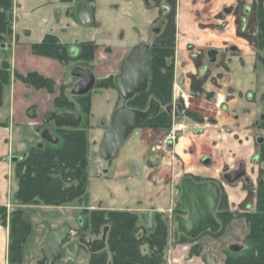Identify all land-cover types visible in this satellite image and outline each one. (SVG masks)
<instances>
[{"label":"rangeland","instance_id":"obj_1","mask_svg":"<svg viewBox=\"0 0 264 264\" xmlns=\"http://www.w3.org/2000/svg\"><path fill=\"white\" fill-rule=\"evenodd\" d=\"M178 1L175 10L177 11L178 6L186 7V14L183 16L188 15L191 17L192 24L197 25L200 31L203 29H215L213 25L214 19L220 22L222 20L223 25L220 38L214 37L213 42L205 43L204 47H188L187 53L184 56L183 53H179L178 61L181 64L180 69L182 71L176 80L174 68L171 87L172 103L174 101L180 104L183 103L186 112L198 114V116L207 119L204 121L203 130H218L215 127H211L214 124H211L210 120L216 119L220 110L216 109L214 105L213 107L211 106L213 101H210L207 97L209 94L207 91L214 89L212 87L216 89L218 87L216 85L217 81H220L223 77L221 85L223 86L224 84V92H227L228 88L236 90L235 102L226 108L225 117L227 121H234L233 116L238 115L239 112H243L244 110L256 113L251 118L257 117L256 119L259 120L264 115L259 112L261 108L263 109L262 112H264V100L261 101L259 98L260 93L264 92V45L259 47L253 46L237 36V30H240L241 27L246 28V31L249 28V25L245 24L246 21L248 23L246 17H244V20H246L243 21L244 24L241 22L236 24V18L241 21L245 9H247L246 12L249 11L250 13L251 8L255 5V0H229L219 15H215L217 11L215 3L221 0ZM109 4H115L113 5L115 7L112 6L110 9L112 11L109 14H105L104 12H106ZM161 4L164 3L162 2ZM149 6L150 8L152 7L150 0H100L96 5L97 9L101 11L106 28L111 31L113 36L115 31L118 34L117 40H114V42L118 43L114 44H125V46H115L113 48L103 47L108 56L98 58L96 61V65L99 66L98 68H95L93 64L95 57L83 63L72 64V68L78 66L89 68L95 77L93 89L85 95L89 98L90 110L88 117L84 114L82 115V123L86 129L89 161L90 164L96 165L99 177L89 179L87 190L88 204L85 210L76 202L62 207L21 206L15 202L13 207H3L6 209L7 220H9L13 212L20 210L26 215L29 222L31 221L33 224V234L26 248V251H29L27 253L31 257L39 258L40 249H35V246H41L42 241L40 240L41 242H39V239H37L41 233H50V231L66 228L71 232L72 239L69 244H66L62 248L65 255L60 264H88V255L84 253V250L82 249L81 252L80 250H76V247H78L77 236L79 232H84L91 239L99 238V235L94 236L91 229L88 228V225L91 224H89V213H92L95 209L106 210V214H110L112 211H126L136 214L138 217L136 220L138 236L147 227V213L153 211L168 230V238L165 243V264H199L198 255L190 257L188 254L190 245L193 248L191 250L193 255L199 250L209 252L213 264H224L229 254H235V252L230 250L231 246L240 245L241 251L245 247L248 226L243 217H238L227 222L224 231L217 237L203 235L192 244L179 241V234L176 232L177 224L173 220V217L175 213H181L180 215L178 214L180 217L187 216L179 205V195L176 194L175 197L171 196L169 185H163L164 183L156 185L145 179V174L150 169L148 166L153 169L151 172L157 173L164 182L167 180L170 184L171 182L176 183L179 178L184 176V169L174 158L173 150L164 151L163 145L168 138L173 137L174 140H177L178 135H182L184 131H188L189 127L194 128L193 124L195 123L187 116L183 114L181 116V118L183 117L184 126L187 128L186 130L183 129V124L175 125L174 123H172L169 131L162 130L163 133H160V129L136 128L128 140H126L127 142L125 141L120 147L114 159L105 161L99 156V146L103 134L111 127L112 116L115 110L119 107L127 106V103L119 95L116 86L109 85L104 79L115 77L120 73L122 57L128 55L134 46L140 43L151 46L153 43L156 37L153 30L158 26V22L162 20L163 14L155 7L150 10ZM249 13L246 14L248 15ZM145 20L147 21L143 24ZM106 28L103 30L106 31ZM254 33L255 37H260L258 29H255ZM197 37L201 39L202 35L200 34ZM109 39L111 38L109 37ZM221 40H224V42ZM123 48L124 50H122ZM104 50L102 51L104 52ZM206 50H217V61L214 63L208 62ZM0 54H3V52L0 51ZM197 63H200V69L196 68ZM193 69H195L194 73H196L197 78L202 82L204 81L202 93L194 92L190 89V76ZM73 80L76 82L77 78H73ZM74 82L71 84L73 85ZM238 92L242 93V97L238 95ZM182 95L185 97L184 101H182ZM68 98L73 103L77 102V96L69 95ZM252 98L255 99L254 102ZM75 106V111H80L81 105L75 104ZM222 111L225 112L224 109ZM257 124L264 126V121L259 120ZM47 127L51 128L52 133L55 132L53 124H47ZM194 136L199 137L198 135ZM256 137H261L264 141V128L256 132L254 138ZM194 139L198 140L199 138ZM139 140H144L149 148H146L143 144L141 145ZM42 144L45 145L46 141H43ZM202 147V151H206L209 148L208 144H202ZM158 149H162L166 157L167 164L165 166L162 164V153L157 152ZM254 149L255 156L257 157V159L255 158L256 167L252 174L247 175L251 180L250 188L253 189L256 188L258 180L264 178V162L259 161L260 148L257 143ZM150 150L154 151V154H151ZM151 155L154 158L149 160L148 157H151ZM148 161L152 164L150 165ZM130 164L142 167V176L132 177L129 172ZM246 165H249V162ZM249 168L252 170L251 167ZM197 178L201 181L207 180L204 177L197 176ZM215 181H218L219 184L221 183L219 178ZM135 183L138 185L136 187L132 186ZM244 186L245 184L241 182L231 186L225 183L221 185L222 197L226 199L227 204V207L221 209V212H229L235 215H243L244 212H247L243 201L246 199L248 192L247 190L245 191ZM160 190H163L162 196L160 195L161 197L158 199L156 194ZM137 209L139 212L134 211ZM106 216L104 215L105 220L107 219ZM7 227L9 229L8 225ZM33 228L31 227V229ZM145 246L143 245V247ZM22 264H26V262H22Z\"/></svg>","mask_w":264,"mask_h":264},{"label":"crops","instance_id":"obj_2","mask_svg":"<svg viewBox=\"0 0 264 264\" xmlns=\"http://www.w3.org/2000/svg\"><path fill=\"white\" fill-rule=\"evenodd\" d=\"M99 1L100 0H94L93 3L89 4L82 0H12L11 36L6 44L5 51H3V54H0V68L2 64L6 62L9 73V81L7 85L3 87L0 102V206L2 207H13L16 202L14 196L18 187L17 180L14 176V163L16 160L18 161L24 158L33 147L42 145L44 139L41 137V132L45 129L51 130L50 127L48 128L47 125L43 123L44 116L49 112H54L56 114L63 113L55 107L56 98L61 94H64L67 98L69 95L76 96L72 95L71 92L73 87L80 81L77 79V81L74 82V77L71 76V70L73 69L72 64L65 65L54 57L35 54L33 52V46L41 44L46 37L51 36L55 38L59 44L67 47L69 53L73 56L78 54L79 46L86 43L94 44L97 46L93 62L95 68L99 67L96 65L98 58H102L106 55L108 56L103 47L113 48L115 46H125V44H114L118 43L114 42V40H117L118 34L116 31H113V36L111 31L106 28V24L101 16V11L96 7ZM227 1L229 2V0H221L215 3V8L217 10L215 15H219L224 5L228 3ZM80 2H84L89 9L91 17V23L89 25H81L77 20L76 8ZM113 5L115 4H109L104 13L109 14L112 11L110 9ZM178 7L175 22L176 48L174 55L176 80L182 71L180 69L181 64L178 61L179 53H183L184 56L186 55L185 53H187L188 47H204L205 43L213 42L214 37L220 38L219 36L222 34L223 25L222 20L220 22L214 19L213 25L215 29H203L202 32L198 29L197 25L192 24L191 17L188 15L185 17L183 16L186 14V7ZM149 9L151 10L150 6ZM146 21L147 20H145L143 24H145ZM162 23H164L163 20L160 22L155 34H157L163 26ZM104 28L107 30L104 31ZM200 34L203 39L197 37L198 35L200 36ZM109 37L112 40L109 39ZM221 41L224 42V40ZM102 50H104V52ZM122 50H124V48ZM213 51L217 52V50ZM208 52L209 50H206V54ZM126 57L127 55L122 57L121 63ZM215 61H217V57ZM196 66L197 69H200V63H197ZM194 70L195 69L191 72L192 74ZM32 73L51 81L53 84L52 90L38 88L20 79L26 78ZM192 74L190 76V89L192 79L202 82L197 78L196 73ZM222 80L223 77L220 81H217L216 85L218 87L216 89L212 87L214 89L207 91L209 93L207 97H209L210 101H213L211 106L213 107L214 105L216 109L220 110L216 119L213 118V120L210 121L211 124H214L211 127H215L218 130H203L204 123L195 122L193 120L192 121L195 123L193 124L194 128L189 127L187 129L184 126L183 117L181 118L180 116L178 119L173 120L175 125L183 124V129L188 130H183V134L178 135L177 140L173 139V141H170L171 146L169 148V150H173L174 158L184 169V176H198L215 181L220 178L223 172L231 171L240 164L246 168L247 175L252 174L256 167L254 146H256L258 138L261 137H254L256 132L264 128V126L257 124V121L260 120H257V117L251 118L252 115L256 113L250 110H244L243 112H239L238 115H234V121L232 122L227 121L225 117L226 108L235 102L236 90L228 88V91L224 92V84L223 86L221 85ZM73 82L74 84L72 85L71 83ZM203 82L201 86L202 91ZM238 95L242 97L241 92H238ZM259 98L261 101L264 100V92L260 93ZM252 100L254 102L255 99L252 98ZM223 109L225 112L222 111ZM262 111L263 109L261 108L259 111L260 114H264ZM48 124L53 123L50 122ZM160 133H163V131L161 130ZM194 135H198L199 137ZM194 138L199 139L196 140ZM139 143L149 148L144 140H139ZM202 144H208L209 148H207L206 151H202ZM150 152L154 154V151L150 150ZM157 152L162 153V164L165 166L167 161L162 149H158ZM153 158V155L148 157L149 160ZM148 162L150 165L152 164L150 161ZM248 162L249 165H246ZM249 167H251L252 170H250ZM149 168L150 169H148L145 174L147 176L153 173L151 172L153 169L151 167ZM153 174L154 179L152 182L150 181L151 183H155L156 185L169 183L167 180L164 182L157 173ZM181 179L182 177L179 178L176 183ZM239 183L240 182H236L235 184ZM137 185L136 183L132 184V186L135 187ZM162 191L163 190H160L158 194H156L158 199L162 196ZM175 195L176 192H172L171 196L175 197ZM30 224L33 228L31 221ZM31 230V234L27 238L23 252V263L26 262V264H31L36 259L34 256L31 257L27 253L29 251H26L28 241L33 234L34 228ZM48 233L49 232L41 233L37 237L39 242L42 241V243L41 246L36 245L35 249H40L43 246V241ZM8 235V227L0 225V264H10L8 262Z\"/></svg>","mask_w":264,"mask_h":264},{"label":"trees","instance_id":"obj_3","mask_svg":"<svg viewBox=\"0 0 264 264\" xmlns=\"http://www.w3.org/2000/svg\"><path fill=\"white\" fill-rule=\"evenodd\" d=\"M93 3L94 0H82ZM152 7H166L167 13L163 14L165 22L163 31L156 36L148 50V88L145 93L136 95L127 102V106L133 109H145L151 101L160 105V113L154 118L146 120L139 128L160 129L169 131L172 118L168 116L165 109L172 103L171 87L174 77V55H175V0H150ZM164 4H161V3ZM12 0H0V51H5L6 44L11 36L12 24ZM244 10L242 20L236 18V24L249 25L237 30V36L253 46L264 45V0H255V5L249 13ZM162 13V12H161ZM246 13H249L248 15ZM238 20V21H237ZM241 25V24H240ZM254 29V30H253ZM255 29L259 30L260 37H255ZM254 36V37H253ZM97 46L86 43L79 46L78 54L71 55L68 48L59 44L51 36L44 39L41 44L33 46L35 54L54 57L65 65L85 62L94 57ZM7 63L4 62L0 68V102L2 90L9 81ZM23 82L35 85L38 88L52 90L51 81L32 73L26 78H20ZM109 85L115 86L114 77L104 79ZM102 82V81H101ZM202 82L192 79L191 90L202 93ZM77 102H71L64 94L55 100V107L69 113L84 114L88 117L90 105L88 96H77ZM75 104L81 105L80 111H75ZM190 118L196 116L187 113ZM53 134L57 138L56 143L46 142L45 145L33 147L28 154L14 163V176L17 180V192L15 201L21 206H48L62 207L77 203L85 210L88 204L89 178L87 168L89 161V146L83 123L75 129L56 128ZM260 148L259 161L264 162V144ZM245 185L247 197L243 201L247 212L243 215L221 212L219 221L220 231L213 235L217 237L224 231L227 222L238 217H243L248 226L245 247L242 251L229 254L225 264H264V178H260L256 188ZM251 189V190H250ZM226 199L221 197L219 209H224ZM86 206V207H84ZM253 206V207H252ZM6 209L0 207V225L9 226L8 262L10 264H22L23 252L27 238L31 234V224L26 215L17 210L7 220ZM96 213L92 212L93 221H96ZM101 224L104 220L100 218ZM98 222V221H97ZM111 234L109 246L115 253L112 264H161L162 248L166 240V227L157 218L156 228L146 241L149 248H157L149 256L140 253L143 241L135 238L136 218L126 213L110 214ZM99 224V222H98ZM179 241L192 242L179 235ZM89 264H107L104 258L93 256Z\"/></svg>","mask_w":264,"mask_h":264},{"label":"water","instance_id":"obj_4","mask_svg":"<svg viewBox=\"0 0 264 264\" xmlns=\"http://www.w3.org/2000/svg\"><path fill=\"white\" fill-rule=\"evenodd\" d=\"M76 17L81 25H89L91 17L89 9L84 2H80L76 8ZM148 50L149 46L139 44L135 46L120 66V73L115 77V86L121 96L125 100H130L136 95L146 92L148 88ZM217 52L210 51L208 53L209 61L215 62ZM71 76L79 79L71 94L83 96L90 92L95 85V77L89 69L75 67L71 70ZM174 108L175 115L178 114L180 105H172L168 107V111ZM159 111V104L151 101L148 110L139 112L127 107L118 108L112 117L111 127L104 133L101 144L99 146V156L110 161L115 158L118 150L129 138L131 133L138 128L145 120L154 118ZM264 121V115L261 116ZM82 118L78 113H47L43 118V123L47 125L52 122L56 128L75 129L81 124ZM41 137L46 142L56 143L57 138L51 130L45 129L41 132ZM262 138H258V142H262ZM17 161V160H16ZM132 176L137 177L140 169L136 164L130 165ZM89 179L97 178V168L95 164H90L87 168ZM245 176L244 166L239 165L237 170L230 171L223 175V179L227 184H234ZM220 201V188L211 182L196 184L193 180L186 178L181 182L180 202L188 213L187 219L176 217L178 223V231L190 240L197 239L200 235L209 231L215 234L220 229V224L215 219V213ZM152 212L148 215L150 228L152 227ZM68 239V230L61 228L53 231L46 239L44 248L42 249L43 261L47 264H55L61 257L60 248ZM83 245H87L91 253H95L105 246L104 242L94 241L90 243L89 237L83 235L80 239ZM232 252L241 251L240 245L231 246ZM204 264H211L209 255L202 257Z\"/></svg>","mask_w":264,"mask_h":264},{"label":"flooded vegetation","instance_id":"obj_5","mask_svg":"<svg viewBox=\"0 0 264 264\" xmlns=\"http://www.w3.org/2000/svg\"><path fill=\"white\" fill-rule=\"evenodd\" d=\"M177 1L178 0H175V2L177 3ZM152 9H154L153 7H151ZM156 8V7H155ZM166 7H157V9H159L161 12H162V14H165V13H167V8L165 9ZM162 21V20H161ZM160 21V22H161ZM160 22H158V26H159V24H160ZM163 24V26L160 28V30L158 31V33L157 34H155V31L157 30V28H158V26L156 27V28H154V30H153V33L155 34V36H158V35H160L161 33H162V31H163V27L165 26V22L164 23H162ZM175 43H176V34H175ZM210 51H213V50H210ZM209 51V52H210ZM208 52V53H209ZM208 53H207V58H208V61H209V57H208ZM210 62V61H209ZM211 63V62H210ZM119 75V74H118ZM117 75V76H118ZM116 77V76H115ZM115 77H114V80H115ZM135 97V96H134ZM133 97V98H134ZM182 101H184L185 100V97L182 95ZM209 98V97H208ZM126 103L127 102H129L130 100H132V99H130V100H125V99H123ZM210 100V99H209ZM182 103V102H181ZM177 104H179L180 105V109H179V112H178V114L177 115H175V113H174V108L171 110V112H169L168 111V107L169 106H172V105H177ZM149 105H150V103H149ZM149 105L145 108V109H133V108H130V107H128V106H123V107H127V108H129V109H133V110H136V111H139V112H145L146 110H148V108H149ZM120 108V107H119ZM118 109V108H117ZM116 109V110H117ZM115 110V111H116ZM165 112L168 114V116H170L171 118H172V123H173V120L174 119H178L180 116H182V114L184 115V116H187L189 119H191V120H193V121H195V122H199V123H204V121L205 120H207V119H205V118H202V117H200V116H198V114H193V115H195L196 116V119H193V118H190L188 115H187V113H190V112H186L185 111V108H184V104L182 103V104H180V103H178V102H176V101H174L173 103H171L170 105H168L167 107H166V109H165ZM115 113V112H114ZM160 113V105H159V111H158V114ZM157 114V115H158ZM190 114H192V113H190ZM113 117V116H112ZM148 120V119H147ZM260 120H261V118H260ZM146 121V120H145ZM211 121V120H210ZM263 121V120H262ZM139 128V127H138ZM140 129V128H139ZM170 141L171 140H168V145H167V149L166 150H169V148H170V146H171V144H170ZM257 144L258 145H262V144H264V141L262 140V142H258V140H257ZM165 151V150H164ZM256 159H257V157H256ZM131 165V164H130ZM138 166V165H137ZM139 167V166H138ZM150 166H148V168H149ZM238 167H239V165L237 166V168H235V169H233V170H237L238 169ZM139 169H140V173H139V175L137 176V177H140V176H142V167L140 168L139 167ZM233 170H231V171H233ZM244 170H245V176L242 178V179H240L238 182H241V183H244L245 185H251V180L247 177V174H246V168L244 167ZM129 172H130V175L132 176V174H131V171H130V166H129ZM228 172H230V171H225V172H223V174L220 176V181H221V183L219 184V182L218 181H214V180H205V181H201V180H199V178H197V177H195V176H191V175H186V176H183L182 177V179L178 182V183H172L171 182V184L169 183V184H163V185H169L170 186V189H171V194H172V192H176V194L177 195H179V205H180V207H181V209H183L184 210V213L187 215L186 217H180V216H178V214L180 215L181 213H175L174 215V217H173V220L176 222V224H177V228H176V232L180 235V236H183V237H185L181 232H179L178 231V223H177V221L175 220V218L176 217H180V218H183V219H187V217H188V213H187V211H186V209L182 206V204H181V202H180V190H181V182L184 180V179H186V178H189V179H191V180H193L196 184H202V183H207V182H211V183H214V184H216L219 188H220V201H219V205H220V202H221V197H222V191H221V185H223L224 183L226 184V185H229L230 186V184H227V182L223 179V175L224 174H226V173H228ZM99 177V176H98ZM132 177H134V176H132ZM136 178V177H135ZM145 179H148L149 181H153V179H154V174L152 173V174H148V176L147 175H145ZM241 180H243V181H241ZM235 184V183H234ZM159 185V184H158ZM161 185V184H160ZM233 185V184H232ZM175 187H177V188H175ZM219 205H218V207H217V210H216V213H215V219H216V221L220 224V229H221V227H222V225H221V222L220 221H218L219 220V215L218 214H220L221 213V210L219 209ZM110 210V209H109ZM135 212H139V210L137 209V210H134ZM94 213H96V221H93V217H92V213H89V224L90 225H88V228H90L91 229V231H92V234L94 235V236H98L99 235V238H95V239H91L88 235H86L84 232H79V235L77 236V240H78V247H76L77 249L76 250H80V252L82 251V249L84 250V253L85 254H87L88 255V264L90 263V260H91V258L93 257V256H96V257H99V258H104V260H105V262L107 263V264H112V261H113V259H114V257H115V253L113 252V251H111V249H110V246H109V240H110V234H111V224L109 223V215L111 214H119V213H126V214H128V215H131V216H133V217H135L136 218V220H137V216H136V214H131V213H129V212H126V211H112V212H110V214H106V210H94L93 211ZM150 212H152V214H153V216H152V227L150 228V225H149V219H148V215H149V213ZM150 212H148L147 213V227H146V229L143 231V233L140 235V236H138L137 235V227H136V223H135V238L137 239V240H141V241H143V242H145V243H143L142 244V246L140 247V253L142 254V255H147V256H149L152 252H156L157 251V248H155V247H153V248H149V246H148V243L146 242L148 239H149V236H150V234H153L154 233V231H155V228H156V220H157V215H155L154 214V212L153 211H150ZM169 212H171V210H169ZM104 215H107L106 216V220H105V218H104ZM85 216V215H84ZM169 218H170V216H168ZM100 218L102 219V220H104V224H101V221H99L100 220ZM99 222V224H98V222ZM61 229V228H60ZM93 229V230H92ZM220 229H219V231H220ZM56 231V230H55ZM218 231V232H219ZM53 232V231H52ZM168 230H167V228H166V240H165V243H166V241H167V238H168ZM217 232V233H218ZM51 233V232H50ZM49 233V234H50ZM217 233H215V234H217ZM49 234L46 236V238H45V241H44V245L40 248V252H39V258H36L35 259V261L32 263V264H47L46 263V261H43V263H41L42 262V260H43V253H42V249L44 248V246H45V243H46V239H47V237L49 236ZM215 234H212V233H210L209 231H207L206 233H204V234H202V235H200L197 239H195V240H192V242H187V243H189V244H192V243H194L196 240H198L201 236H203V235H211V236H213V235H215ZM83 235H86V236H88L89 237V240H90V243L91 242H94V241H103L104 242V244H105V246L103 247V249H101V250H99V251H97V252H95V253H91L90 252V250H89V248H88V246L87 245H83L82 243H81V241H80V239H81V237L83 236ZM72 236H71V232L68 230V239H67V241L63 244V246L60 248V252H61V257H60V259L58 260V261H56L55 262V264H60V262H61V260H63L64 258H63V256L65 255V252H63L62 251V248L66 245V244H69L70 242H71V238ZM186 238V237H185ZM188 239V238H187ZM190 240V239H189ZM143 245H146L145 247H143ZM177 245V244H176ZM80 246H82V247H80ZM192 246L190 245V247H189V255H190V257H195V256H197V258H198V262H199V264H204V262L202 261V257L205 255V254H208L209 255V260H210V263L211 264H213V262H212V258H211V254L209 253V252H202L201 250H199V251H197V253H194V255L191 253V250H193V248H191ZM75 250V249H74ZM165 252H166V246L164 245V247L162 248V254H161V264H165L166 263V256H165ZM240 252V251H239ZM189 260V259H188ZM72 264V263H71ZM224 264H225V261H224Z\"/></svg>","mask_w":264,"mask_h":264},{"label":"built area","instance_id":"obj_6","mask_svg":"<svg viewBox=\"0 0 264 264\" xmlns=\"http://www.w3.org/2000/svg\"><path fill=\"white\" fill-rule=\"evenodd\" d=\"M173 137H171V138H168L166 141H165V144L163 145V148H164V150H166L167 149V145H168V140H171V141H173Z\"/></svg>","mask_w":264,"mask_h":264}]
</instances>
